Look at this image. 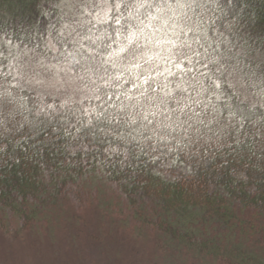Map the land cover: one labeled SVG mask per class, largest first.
<instances>
[{
	"label": "clouds",
	"instance_id": "clouds-1",
	"mask_svg": "<svg viewBox=\"0 0 264 264\" xmlns=\"http://www.w3.org/2000/svg\"><path fill=\"white\" fill-rule=\"evenodd\" d=\"M177 190L244 222L178 243ZM45 203L56 264H264V0H0V264H40Z\"/></svg>",
	"mask_w": 264,
	"mask_h": 264
},
{
	"label": "trees",
	"instance_id": "trees-1",
	"mask_svg": "<svg viewBox=\"0 0 264 264\" xmlns=\"http://www.w3.org/2000/svg\"><path fill=\"white\" fill-rule=\"evenodd\" d=\"M190 197L186 195L181 190H177L176 193L170 194L167 199V207L158 214L157 220L159 228L171 234L178 243L184 244L190 241L193 237L194 232H202L204 233V246L206 248H220L224 241V237L222 235H218V233H233L238 227H240L244 222V216L241 212L239 215L237 213L223 205V202L217 203L214 200H210L207 202L208 206L213 207V215H211L207 219L196 218V224L187 225L184 223L179 214L185 212V205ZM67 218L70 221V224L73 228H76V224H79V221L72 219V214L69 210H60L56 208L55 210L50 209L47 203L44 205V210H34L28 214L27 227L30 230L31 226H43L51 225L56 223V221L62 220V217ZM48 217L52 220H47ZM101 221L105 220V217L101 215L99 217ZM41 220V222H40ZM93 220V218H92ZM107 220H110L111 223L116 224L115 218L111 216V213L108 214ZM213 220L214 226H210L208 221ZM43 221V222H42ZM59 224H62V221H59ZM70 224L64 227V230L68 231L71 228ZM187 226L191 227L188 228ZM135 231V229H133ZM149 238L146 236V239Z\"/></svg>",
	"mask_w": 264,
	"mask_h": 264
},
{
	"label": "rangeland",
	"instance_id": "rangeland-1",
	"mask_svg": "<svg viewBox=\"0 0 264 264\" xmlns=\"http://www.w3.org/2000/svg\"><path fill=\"white\" fill-rule=\"evenodd\" d=\"M207 212L213 215L212 205L208 206ZM211 215H208L206 213L204 215L196 216L188 212L187 208L185 207V212L182 214H179V217L187 225H192V224H196V222L193 220H195L197 217L207 219ZM92 218L93 220L97 219L95 214H92L90 216L91 220ZM47 220H52V219L51 217L50 218L48 217ZM59 221H62V224H59ZM107 222H110V220H107ZM69 224H70V221H68L64 215V217H62V220L58 219L56 223H53L51 225L44 224L43 226L41 225V226H31L30 227V230H29L30 239L32 242L36 244V246L40 249V252H41L40 264H56V261L54 259H50L47 256L46 250L51 249L53 247L63 246L65 243L71 242L72 240L75 239L74 233L78 230L79 224H76V228H73L72 225L70 224L71 228L73 229L72 230L69 229L68 231L64 230V227L66 225L68 226ZM113 226L115 227L116 224H113ZM187 227L191 228L189 226ZM64 264H72V262L65 261Z\"/></svg>",
	"mask_w": 264,
	"mask_h": 264
}]
</instances>
